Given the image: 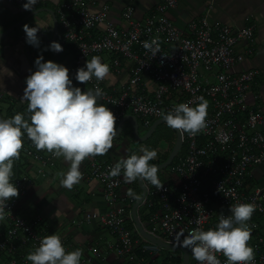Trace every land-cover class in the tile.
Listing matches in <instances>:
<instances>
[{
  "label": "built area",
  "instance_id": "1",
  "mask_svg": "<svg viewBox=\"0 0 264 264\" xmlns=\"http://www.w3.org/2000/svg\"><path fill=\"white\" fill-rule=\"evenodd\" d=\"M4 1L19 7L26 2ZM42 1L39 0L35 9ZM179 1L164 0L151 17L140 21L135 18V7L129 5L122 11L123 25L119 26L111 17L110 6L98 0H62L56 11L61 42L65 46L72 45L76 54L75 62L66 67L72 78L87 59L105 54L118 55L112 64L116 75L121 74V59L133 65L128 84L118 94L107 91L104 80L97 82L93 78L87 82L91 89L100 87L104 95L99 102L109 107L117 123L130 115L148 129L153 122L162 119L160 112H167L182 102L193 101L192 106H195L198 98L204 97L210 108L207 125L195 135L183 134L186 155L175 167L180 182L174 185L160 182V188L147 184L146 202L154 211L147 212L150 234L179 244V233L187 235L197 227L214 228L221 213L230 215V206L251 203L255 210L248 223L253 238L254 264H264V235L260 233L257 220L264 218V194L261 190L252 194L245 191L250 170L264 164V115L250 107L247 98L260 73L255 70L237 72V67L253 56L251 46L255 43L256 27L246 19V25L235 31L229 24H213L204 16L191 21L185 34L169 17ZM153 38H158L160 46L157 56L143 47L144 41L150 42ZM241 43L249 49L239 54L235 49ZM145 78L152 83V90L147 87ZM2 100L0 94V102ZM24 157L28 163L38 165L41 176L59 160L47 151H37L33 144L26 149ZM103 157L86 158L80 165L82 178L97 182L104 189L107 211L102 215L86 214L80 224L98 223L108 229L117 238L118 258L137 264H155L161 249L129 228V213L135 200L121 194L122 174L113 178L107 176L114 163L104 161ZM12 182L19 196L8 203L2 219L6 228L0 230V257H11V264H29L21 251L34 250L48 234L46 229H39V216L29 222L18 212L20 201L33 186L32 179L20 175ZM139 251L149 258L140 256ZM217 257L224 264L226 258L220 253ZM101 258V251L90 249L81 264H94Z\"/></svg>",
  "mask_w": 264,
  "mask_h": 264
},
{
  "label": "clouds",
  "instance_id": "2",
  "mask_svg": "<svg viewBox=\"0 0 264 264\" xmlns=\"http://www.w3.org/2000/svg\"><path fill=\"white\" fill-rule=\"evenodd\" d=\"M39 0H26L23 10L34 14ZM37 26L25 24V42L33 47L40 46ZM143 47L153 56L160 52L158 38L144 41ZM48 50L53 53L64 51L59 42L53 41ZM35 71L25 79L22 102H27L26 119L17 112L10 118H0V220L5 216L8 203L19 196V190L11 178L13 168L19 159L26 136L37 151H47L54 157H62L69 163L68 170L61 173L62 187L71 190L81 179L80 164L93 156L106 154L117 136V119L109 107L100 103L103 92L100 87L84 89L73 83L85 84L93 80L103 81L110 68L99 56L87 59L70 78L69 69L53 61H44L41 55L34 61ZM13 73L0 63V75ZM182 102L167 112H160L163 122L181 134L195 135L207 125L208 101L199 97L198 102ZM140 154L132 153L121 158L107 172L109 178L123 176L126 184L142 181L160 188L158 166L150 161L158 153L155 149L142 147ZM145 182H147L145 184ZM127 195L135 200L140 196L128 190ZM255 210L251 203H237L229 208L230 215L220 214L214 228L204 230L197 227L185 235H177L179 246L188 249L198 264H221L217 254L226 259L224 264H254V250L248 244L251 227L248 221ZM199 225L200 221H196ZM182 237V238H181ZM82 250L67 251L59 234L44 236L38 247L25 256L29 264H81Z\"/></svg>",
  "mask_w": 264,
  "mask_h": 264
},
{
  "label": "crops",
  "instance_id": "3",
  "mask_svg": "<svg viewBox=\"0 0 264 264\" xmlns=\"http://www.w3.org/2000/svg\"><path fill=\"white\" fill-rule=\"evenodd\" d=\"M61 1L43 0L35 11L46 9L54 12L57 18L56 11ZM98 1L102 5L106 4L110 6L112 10L111 17L119 26L123 25L121 14L127 6L133 5L135 7V18L140 21L151 17L156 7L164 2V0ZM209 5L212 6V9H210ZM31 13V11L23 10L22 7L9 5L4 0H0V33L6 32L10 27L19 23ZM204 16H207L210 23L221 22L229 24L235 31L242 29L246 25V19H250L251 24L256 27L255 43L251 46V48H254L253 56L247 58L242 65L238 66L237 72L241 73L248 70H255L260 73L255 83L251 85L247 98L249 106L264 115V0H181L178 3L177 9L169 13L173 24L185 34L188 33V24L191 21L198 20ZM38 20L43 25L41 32L49 40H52L54 38L52 15L49 12H42L38 15ZM22 32L23 28H19L11 37L0 41V63L13 73L12 76H8L7 73L0 75V94L3 96V100L0 102V118H10L17 112L23 113L26 119L30 115L26 111L27 102H22L21 99L24 88L26 87L24 83L25 79L31 70V66L25 56V37L20 38ZM59 37L61 36L59 35L57 37L56 42L62 45L63 52L53 53L48 50L51 42L40 40V46L38 48L33 46L30 48L34 59L42 55L45 62L53 61L64 66L74 63L76 59L75 51L69 46L63 45L61 40L58 39ZM247 49L249 48L241 43L237 45L235 52L242 54ZM100 58L110 68V74L104 79L105 88L110 93L118 94L128 84L133 65L121 59V74L116 75L112 71V64L114 60L118 59V55L105 54L100 56ZM144 80L147 87L152 90L150 80L148 78ZM73 83L81 87L82 90L91 89L87 82L85 84H79L73 80ZM207 113H210V108H207ZM151 126L148 129L142 128L147 132ZM31 144L32 142L25 136L20 151V158L14 163V175L11 178L14 181L17 176L25 175L31 178L33 182V186L27 197L20 201L18 212L21 217L29 222H34L36 217L39 216L41 218L39 229H46L48 235L59 234L68 251L77 248L81 249V260L88 255L90 249H96L102 252V258L94 264H137L129 261V259L117 257L115 252L118 244L117 238L108 229L98 223L80 224L86 214L98 213L102 215L107 211L102 186L97 182H90L83 179L81 175L80 182L74 185L71 190L62 187L60 184L62 179L61 173L66 172L69 167V163L65 162L62 157L59 158L53 169L46 171L44 176L39 175L38 165L28 163L25 157H23L24 152ZM138 148L135 144L130 143V140L128 141L123 138L120 140L119 138L113 141L112 148L104 154L103 159L104 161L115 164L121 158H126L133 153V151L136 154H140ZM185 155L186 150L178 162ZM158 159L159 156L153 160L154 164H159L156 161ZM176 165L172 168V171H163L164 179L160 177V182L167 185H174L180 182L175 175ZM82 169L83 167L80 165L81 173ZM245 185L247 194H252L259 190L264 194V164L253 167L250 170ZM129 189L141 196L138 181L131 184L124 183L121 194L127 195ZM146 215L147 212L145 213ZM257 220L260 223V233L264 235V218L259 217ZM5 228V222L0 220V230ZM248 244L252 247L253 238L250 237ZM31 251L33 250L23 249L21 254L26 256ZM139 255L141 256V254ZM179 256L181 257V253ZM195 263L196 260L193 262L191 260L190 262V264ZM0 264H11V257L1 256Z\"/></svg>",
  "mask_w": 264,
  "mask_h": 264
},
{
  "label": "water",
  "instance_id": "4",
  "mask_svg": "<svg viewBox=\"0 0 264 264\" xmlns=\"http://www.w3.org/2000/svg\"><path fill=\"white\" fill-rule=\"evenodd\" d=\"M35 12L36 14L32 12L27 17H25L23 20H21L19 23L10 27L6 32L0 33V41H4L5 39L11 37L19 28H23L25 24L29 25L30 27L37 26L38 28L42 30L43 25L40 22V20H38V15L41 14L42 12H49L53 17L54 38L52 40H49L47 36L41 32V30L38 32V38L39 40H44V41L46 40L51 43L53 41H56L57 37L59 36V23H58V19L55 16V13L49 10H46V9H40ZM21 37L22 38L25 37L26 39V34L24 33V31L21 33L20 38ZM30 48L31 46L25 42V56L31 66V70L35 71V67H34L35 59L31 53ZM127 123L129 124L131 128V136L136 143H144L148 141L153 136L157 128L161 126L162 124H165L162 119L158 120L151 126V128L145 133V135H141L140 134L141 127H140V124L137 118L134 116L128 115V116H125L118 124L117 136L113 139V141L118 140L123 135L124 129ZM173 131L175 132L176 137H177L175 145L168 159L164 163L157 164L159 171L166 170L173 164V162L177 158L178 154L181 152V149L184 145L183 144V134H181L179 130L173 129ZM138 185L141 190V196H140V199L137 200L133 204V206L131 207V211H130V220H131V223L133 224L134 230L138 232L139 236L142 239H144L145 241L149 242L150 244L154 246H157L161 250L180 252L182 264H190L191 262L190 250L183 249L182 247L179 246V244L168 243L158 237H155L154 235L150 234L146 230L145 226L141 223L139 219V215H138V210L146 202V199L148 197V187L145 189L142 181L141 182L138 181Z\"/></svg>",
  "mask_w": 264,
  "mask_h": 264
},
{
  "label": "rangeland",
  "instance_id": "5",
  "mask_svg": "<svg viewBox=\"0 0 264 264\" xmlns=\"http://www.w3.org/2000/svg\"><path fill=\"white\" fill-rule=\"evenodd\" d=\"M145 133H146V131L141 127L140 128V134L144 135ZM122 138L127 139L128 141L130 140V143L135 144L137 147H139L138 150H140L142 147L149 148V149H155L158 153L157 156H159V159H158L159 162H163L167 158L169 151H172V148L175 145V142L177 139L176 134L173 131V129L169 128L166 124H162L161 126H159L158 130L153 134V136L148 141H146L144 143H136L131 136V129L128 126V123L124 129L123 135L120 137V140ZM183 142H185L184 137H183ZM185 150H186V146L184 144L182 149H181V152L178 154L177 158L173 162V166L167 168L166 169L167 171H172V168L176 165L179 158L185 153ZM128 151H130V149H128ZM24 154H25V152H24ZM166 170L158 171V178L161 177L162 179H164L163 171H166ZM146 204H147V202L144 203V205H142L139 208L138 215H139L140 221L145 226L146 230H148L151 233V229L148 227L147 222L144 221L145 213L147 211ZM156 236L160 238V236L158 234H156Z\"/></svg>",
  "mask_w": 264,
  "mask_h": 264
},
{
  "label": "trees",
  "instance_id": "6",
  "mask_svg": "<svg viewBox=\"0 0 264 264\" xmlns=\"http://www.w3.org/2000/svg\"><path fill=\"white\" fill-rule=\"evenodd\" d=\"M59 35L61 36V28H60V27H59ZM58 39L61 40V37H59ZM66 46H69L72 50L75 51V49H74V47H73L72 45H66ZM117 124H118V123H117ZM172 149H173V148H172ZM133 153H134V151H133ZM170 153H171V151H169L168 156H169ZM131 154H132V153H131ZM131 154H130V155H131ZM168 156H167V158H168ZM19 158H20V156H19ZM167 158H166L164 161H166ZM156 161H158V160H156ZM164 161H163V162H164ZM150 163H154V161L152 160V161H150ZM155 163H156V162H155ZM157 163L160 164V163H162V162H159V161H158ZM172 166H173V164H172L170 167H172ZM146 209H147L146 212H149V213L154 212L153 209H151V208L149 207L148 202H147V204H146ZM149 213L145 216L144 221H146V219H147V222H148V220H149ZM129 228H130L131 230L134 231V227H133V224L131 223V221L129 222ZM136 237H137V236H136ZM138 254H141V256H143V257L146 258V259L149 258L147 255H143L140 251L138 252ZM179 254H180V252L161 250V253H160L159 257H157V258L155 259V264H180V263H182V262H181V257L179 256ZM190 254H191V252H190ZM191 260H192V262H193L195 259H193V258L191 257Z\"/></svg>",
  "mask_w": 264,
  "mask_h": 264
}]
</instances>
